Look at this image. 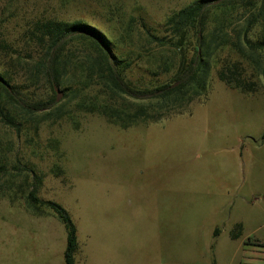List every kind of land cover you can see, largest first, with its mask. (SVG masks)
<instances>
[{"label":"rangeland","instance_id":"1","mask_svg":"<svg viewBox=\"0 0 264 264\" xmlns=\"http://www.w3.org/2000/svg\"><path fill=\"white\" fill-rule=\"evenodd\" d=\"M194 1L0 0V35L12 47L8 55L0 51V71L16 73L12 84L29 85L22 89L28 101L47 97L40 75L27 80V64L32 69L42 51L31 31L36 21L59 19L86 22L113 40L115 52L131 60L125 77L133 85L169 82L174 68L152 72L179 54L191 58L195 30L177 48L159 46L149 34L165 35L166 17ZM214 3L203 16L206 44L220 28L218 35L238 42L237 31L260 0ZM83 47L79 39L67 42L72 62ZM210 62L199 96L127 128L81 109L82 97L90 104L100 99L97 87L81 83L78 98L70 100L62 86L51 109L21 113L18 131L0 122V264H64V226L48 208H28L31 184L74 223V264H264V80L231 43ZM233 62L257 84L254 91L218 79V70ZM75 69L69 82L80 79ZM58 111L63 116L55 120ZM237 224L241 233L232 238Z\"/></svg>","mask_w":264,"mask_h":264},{"label":"trees","instance_id":"2","mask_svg":"<svg viewBox=\"0 0 264 264\" xmlns=\"http://www.w3.org/2000/svg\"><path fill=\"white\" fill-rule=\"evenodd\" d=\"M215 1L218 3L216 5H220L229 0H195L166 17L165 35L149 34V40L156 41L159 46L167 44L177 48L181 46L185 36L195 30L198 46L194 49L191 58L179 54L175 63L172 59H168L169 62H164L161 69L152 72L157 75L168 73L174 68L171 81L143 88L133 85L125 77V72L131 65L130 58L116 53L111 46L113 40L104 37L88 23L59 19L36 21L31 31V38L36 46L42 48V51L35 59L32 69L27 64L29 71L27 80L36 81L40 75L44 88L50 94L47 97L38 95L34 101H28L22 94V89H28L29 85L20 87L12 84L11 74L16 73L7 69L1 70L0 122L18 131L22 124L18 119L21 113L28 116L38 111L49 110L56 104L54 86H63L65 96H70L69 99L73 100L75 97L78 98V94L82 91L80 83L88 87H97V93L100 95L98 102L91 104L82 97L78 103L81 109L95 112L121 128H127L138 121L154 120L164 112L178 110L182 103L200 95L210 72V59L216 53V49L226 43H231L234 49L250 59L256 73L264 80V0H260L259 7L250 13L245 24L237 31L238 42L228 41L223 34L218 35L219 32L223 33V29L220 28L215 29L212 38L206 44L201 38L204 31L203 16L206 8L215 6L213 5ZM256 26H259V31L254 33L253 29ZM217 37H220V42L215 40ZM70 39L81 40L83 45L85 44L83 48L87 49L78 61L72 62L66 53V45ZM211 43H215L214 46ZM11 48V45L0 35V51L8 55ZM70 66H76L75 70L80 74V79L76 82H69L71 79L67 77ZM243 70L239 62H233L219 69L217 76L228 87L238 89L242 93L252 92L257 84L245 79ZM66 91L69 93L67 94ZM125 99H130L133 103ZM49 116L50 114H45L44 119ZM62 116L63 113L58 111L54 119H60ZM3 166L0 164V174L5 170ZM30 187L25 198L28 208L37 213L36 210L44 206L63 224L66 231L64 264H74L78 243L76 228L68 212L55 201L40 199L37 196L36 185L31 184ZM10 201L12 202V198ZM240 233L241 225L237 224L231 237L237 238ZM217 234L215 229L214 235Z\"/></svg>","mask_w":264,"mask_h":264},{"label":"water","instance_id":"3","mask_svg":"<svg viewBox=\"0 0 264 264\" xmlns=\"http://www.w3.org/2000/svg\"><path fill=\"white\" fill-rule=\"evenodd\" d=\"M54 91H55V93H56V98H55V100L58 102V101L61 99L63 92H62V90H60V88L57 87V86H54Z\"/></svg>","mask_w":264,"mask_h":264}]
</instances>
